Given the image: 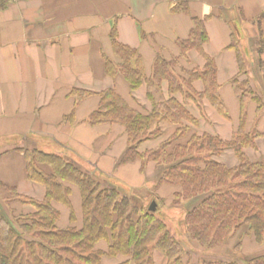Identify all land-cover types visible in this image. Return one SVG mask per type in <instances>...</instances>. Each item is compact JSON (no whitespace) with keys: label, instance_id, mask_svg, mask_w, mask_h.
I'll list each match as a JSON object with an SVG mask.
<instances>
[{"label":"trees","instance_id":"16d2710c","mask_svg":"<svg viewBox=\"0 0 264 264\" xmlns=\"http://www.w3.org/2000/svg\"><path fill=\"white\" fill-rule=\"evenodd\" d=\"M6 2L0 0V9ZM171 10L189 16L188 36L175 41L173 56L156 51L148 74L139 50L121 43L111 27V56L103 54L105 74L121 77L130 93L144 85L147 103L131 95L135 105L130 104L114 86L97 92L98 105L88 121L124 127L126 149L118 164H138L145 178L153 171L147 176L154 180L148 194L157 198L165 200L161 187L173 188L171 204L184 208L182 228L192 247L184 246L137 193L91 175L60 152L16 148L24 155L27 179L43 185L45 195L35 200L0 180V264H151L153 250L173 264H264V160L246 152L264 140V10L251 21L238 9L230 16L217 13L229 27L225 50L235 59L224 81L217 59L203 51L205 22L213 14L196 16L185 2ZM246 23L255 34H246ZM192 50L204 58L203 67L189 60ZM194 81L202 82V90L195 89ZM226 87L238 109L229 140L198 132V117L187 107L194 103L203 117L201 102L207 100L232 119L222 94ZM93 93L73 88L68 94L83 98ZM167 125L175 129L159 147L139 150L142 142L161 137ZM226 151L234 157L231 164L221 159ZM24 206L31 209L22 212ZM63 210L68 211L66 226L60 225ZM246 236L255 251L243 253Z\"/></svg>","mask_w":264,"mask_h":264},{"label":"crops","instance_id":"0c3cea01","mask_svg":"<svg viewBox=\"0 0 264 264\" xmlns=\"http://www.w3.org/2000/svg\"><path fill=\"white\" fill-rule=\"evenodd\" d=\"M179 2L187 3L196 16L213 14L205 22L208 41L203 51L217 59L221 68L219 77L224 81L233 71L235 59L225 50L229 27L217 13L227 11L230 16L238 9L245 21H251L264 10V0H7L0 9V180L3 183L16 186L23 196L43 199L45 187L27 179L24 155L16 150L39 147L60 152L91 175L107 177L128 190L145 187L148 180L138 164H118L126 149L124 127L117 123L91 124L88 116L97 108V92L114 86L130 104L135 105L132 97L141 104L147 103L144 85L130 93L121 77L105 74L103 54L111 56L109 32L115 26L118 40L139 50L148 74L156 51L165 57L173 56L175 41L188 36L189 16L171 10ZM246 25V34H255L250 24ZM262 28L264 33V21ZM188 58L200 67L205 63L194 50L188 53ZM193 84L196 90H202L201 81ZM73 88L94 93L79 98L68 94ZM227 90L226 87L222 94L232 119L219 114L207 100L201 102L203 117L194 103L188 104L190 112L198 117V132H209L224 140L232 137L238 109ZM70 114L69 119L63 120ZM174 129L175 125H167L161 137L142 142L139 150L156 149ZM230 153L226 151L222 161L233 163ZM172 191L170 186L161 187V193L166 196ZM73 197L79 213L75 190ZM30 209L24 206L20 210ZM60 225H68V211H62ZM160 255L153 254L154 264L157 260L163 262Z\"/></svg>","mask_w":264,"mask_h":264},{"label":"rangeland","instance_id":"374dc122","mask_svg":"<svg viewBox=\"0 0 264 264\" xmlns=\"http://www.w3.org/2000/svg\"><path fill=\"white\" fill-rule=\"evenodd\" d=\"M248 151H249V153H248L249 156H251V158H253L254 160H264V140H258L256 147L250 148V149H248ZM152 175H153V171H150V173L147 174L148 177H150ZM147 176H146V178H147ZM153 181L152 180H148L147 182L145 181V187L144 188H142V189L132 188V189H129V192L133 191V192L137 193L139 196L144 197L143 198V204L145 206H148L150 204V202L153 199H155L156 203H157V207L154 211L155 215H157L158 217H161L166 222L167 226H169V229L175 233L178 240H180L184 246H186V247L191 246L192 247L191 243L187 239V236H186V234L182 228V218H183L184 213H185L184 208L183 207H173L174 206L173 203L171 204L172 197L166 196L165 200H164V199H160L159 197L157 198L152 194H148V193H151L150 187H151V185H153ZM233 239H232V242H233ZM255 249H256V246H255L253 240L251 239V237L246 236L242 240V251H243V253H244V251L249 252L248 250L253 252V251H255ZM159 253L160 252L157 250L152 251V253H151V257H152L151 262L152 263L151 264H154L153 254H159ZM160 254L163 256V262L157 260L155 262V264H173V263L169 262L162 253H160ZM129 264H135V263L130 262Z\"/></svg>","mask_w":264,"mask_h":264},{"label":"water","instance_id":"95a60500","mask_svg":"<svg viewBox=\"0 0 264 264\" xmlns=\"http://www.w3.org/2000/svg\"><path fill=\"white\" fill-rule=\"evenodd\" d=\"M156 207H157L156 202H155V201H152V202L149 204L148 209H149L150 211H155Z\"/></svg>","mask_w":264,"mask_h":264}]
</instances>
